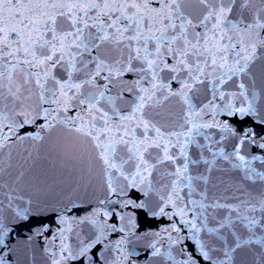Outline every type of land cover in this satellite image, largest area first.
<instances>
[{"label":"snow or ice","instance_id":"1","mask_svg":"<svg viewBox=\"0 0 264 264\" xmlns=\"http://www.w3.org/2000/svg\"><path fill=\"white\" fill-rule=\"evenodd\" d=\"M0 264H264V0H0Z\"/></svg>","mask_w":264,"mask_h":264}]
</instances>
